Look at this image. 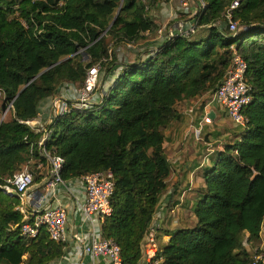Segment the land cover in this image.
Segmentation results:
<instances>
[{
    "label": "trees",
    "instance_id": "obj_1",
    "mask_svg": "<svg viewBox=\"0 0 264 264\" xmlns=\"http://www.w3.org/2000/svg\"><path fill=\"white\" fill-rule=\"evenodd\" d=\"M161 1L0 0V95L5 107L12 104V118L0 125V264H50L65 253L66 245L44 228L34 238L21 234L20 199L4 186L25 164H47L39 149L42 133L25 122L64 83L84 82L96 65L101 86L94 104L56 119L47 147L65 159L67 180L113 171V211L104 234L120 245L124 264H139L171 173L165 131L180 118V101L220 85L231 46L248 65L246 126L205 169L193 208L196 224L168 231L158 255L164 264H249L255 252L247 249L246 233L253 248L264 242V0H239L237 33L224 18L235 0H204L197 34L153 39L145 57L140 52L121 61L120 44L157 33L150 10Z\"/></svg>",
    "mask_w": 264,
    "mask_h": 264
},
{
    "label": "built area",
    "instance_id": "obj_2",
    "mask_svg": "<svg viewBox=\"0 0 264 264\" xmlns=\"http://www.w3.org/2000/svg\"><path fill=\"white\" fill-rule=\"evenodd\" d=\"M239 3V0H235L224 16L233 33L239 31V23L233 19V10L239 6ZM191 4H194L193 11ZM204 6V0H180L182 11L190 13L192 17L179 20L177 25L160 24L154 41L162 42L175 35L192 37L197 34L201 27L197 24L196 14ZM216 24H222V20ZM145 44L146 40L144 44L127 43L126 46L144 50ZM145 52H142V57L146 56ZM231 52L230 67L220 85L210 93H212V101L227 113L232 122L244 128L247 118L243 110L251 101V87L246 80L248 65L235 46H231ZM100 71V65L93 66L88 70L84 82H67L61 86L60 91L51 97L50 110L53 118L50 123L43 122L40 118L41 113H38L35 119L25 122L36 133H42L39 149L50 167L42 192L33 189L35 177L27 164L4 186L6 192L18 193L20 203L17 210L23 216L20 225L22 235L34 238L44 228L52 240L66 245L65 253L50 264H124L120 245L115 239L104 234L105 222L113 211L111 204L115 189L113 171L98 170L67 180L62 175L65 159L47 147L51 134L50 126L56 119L68 114L74 108L84 109L94 104L97 90L101 86ZM9 106L12 107V104ZM193 112L194 107L188 109L189 114ZM203 120L205 123L212 122L210 114L205 115ZM44 164L39 162L37 167L41 168ZM75 179L81 182L84 189L83 200L73 191ZM66 197L71 201H64ZM52 198L56 200L55 205L49 204ZM73 211L78 214L79 220L71 227L69 216ZM142 245L143 256L139 264H164V258L158 255L159 243L153 223ZM249 264H264V247L256 250Z\"/></svg>",
    "mask_w": 264,
    "mask_h": 264
},
{
    "label": "crops",
    "instance_id": "obj_3",
    "mask_svg": "<svg viewBox=\"0 0 264 264\" xmlns=\"http://www.w3.org/2000/svg\"><path fill=\"white\" fill-rule=\"evenodd\" d=\"M191 10H194V4H191ZM150 12L159 26L170 21H173L171 25H177L179 20L192 17L190 13L182 11L180 0H162L159 8L151 9ZM133 60L123 58L126 62ZM50 101L51 98L42 102L40 106V118L45 123H50L53 118ZM191 107H194V112L189 114L188 109ZM177 109L180 118L173 121L165 131L164 148L171 173L153 220L159 245L169 242L171 235L167 234L168 231L193 227L196 224L197 218L193 208L200 199V190L205 186L204 171L214 164L216 153L223 150L226 143L239 139L242 132V128L235 125L227 113L212 101L210 92L197 99L180 101ZM207 114L212 118L211 123H205L203 120ZM37 168L40 171L36 174L33 189L40 193L50 167L44 164L43 167ZM72 188L79 199L85 198L79 180L75 179ZM64 201L71 200L66 197ZM49 204L55 205L56 200L52 198ZM77 220L79 216L73 211L69 216L70 226L72 227ZM248 237L249 233H246L245 244L249 252H256L258 248L264 247L263 242L260 247L253 248L251 246L253 241L249 242Z\"/></svg>",
    "mask_w": 264,
    "mask_h": 264
},
{
    "label": "rangeland",
    "instance_id": "obj_4",
    "mask_svg": "<svg viewBox=\"0 0 264 264\" xmlns=\"http://www.w3.org/2000/svg\"><path fill=\"white\" fill-rule=\"evenodd\" d=\"M173 21H170L169 24H172ZM156 34L151 37L150 39H148V41H146V44L145 46L151 42V40H153L155 38ZM145 40H141L140 43L141 44H144ZM148 42V43H147ZM148 46V45H147ZM118 55L120 57V60L123 61V58L126 57V59H129V60H133L136 55H138L140 52H143V50H137V49H131V48H128L126 46V44L122 43L119 45L118 47ZM145 52V51H144ZM145 55V54H144ZM12 118V109L10 106H4V99L3 97L0 95V122L1 121H7V120H10ZM26 165V164H25ZM29 169L33 172L34 174V177H36V174H39V169L37 168V164L36 162H33L31 161L29 164H27ZM23 264V263H22Z\"/></svg>",
    "mask_w": 264,
    "mask_h": 264
},
{
    "label": "water",
    "instance_id": "obj_5",
    "mask_svg": "<svg viewBox=\"0 0 264 264\" xmlns=\"http://www.w3.org/2000/svg\"><path fill=\"white\" fill-rule=\"evenodd\" d=\"M1 123H2V121L0 122V125H1ZM13 194L15 195V196H18V193L17 192H13Z\"/></svg>",
    "mask_w": 264,
    "mask_h": 264
}]
</instances>
